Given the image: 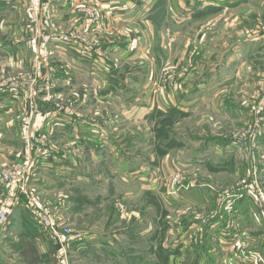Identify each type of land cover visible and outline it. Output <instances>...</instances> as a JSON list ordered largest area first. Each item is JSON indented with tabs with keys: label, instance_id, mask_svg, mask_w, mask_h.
<instances>
[{
	"label": "rangeland",
	"instance_id": "1",
	"mask_svg": "<svg viewBox=\"0 0 264 264\" xmlns=\"http://www.w3.org/2000/svg\"><path fill=\"white\" fill-rule=\"evenodd\" d=\"M145 1L137 0L136 5ZM66 2L72 5L70 11L59 13L52 0H26L21 16L0 29V45L12 46L0 52V232L7 236L14 216L29 222L25 225L31 232L28 235L43 236L38 246L26 240L21 246L23 256L17 258L11 252L6 263L29 264L33 259L37 264H202L201 259L197 262L196 250L206 242L213 246L211 234L216 239L213 251L219 254L215 264H264V49L262 59L253 58L243 68L247 77L242 90L241 86L231 88L229 95L217 99L215 105H224L225 100L230 104L229 115L218 108L212 113L204 108L188 119L159 114L154 121L145 113L144 120L132 125L123 121L116 107L98 105L99 88L90 84L87 65L103 59L123 76L152 74L168 85L183 79L193 82L216 67L235 43L264 36V0L220 11L175 40L163 30L171 1L159 0L156 11L162 10L163 15L155 13L151 19L154 5L146 7L145 18L137 7V18L148 21L145 31L132 22L121 24L119 19L110 23L100 6L88 0ZM59 35L79 43H59L55 41ZM161 39L164 47L158 45ZM146 42H152L149 58L124 60L129 44ZM197 42L200 51L192 48ZM113 45L118 48L114 57L108 53ZM56 47L69 50L63 56ZM80 53L81 59L87 53L91 57L87 62L75 59ZM10 82L23 87L14 89ZM234 93L238 95L232 97ZM65 118L76 127H90L97 144L89 143V149L81 152L72 140L62 135L59 139L56 130L63 129H51L49 124ZM96 125L106 127L114 146L123 151L116 157H129L150 172L152 193L140 188L138 180L112 178L103 163L93 160V154L100 155ZM206 139L222 147L231 145L227 155L233 157L223 164L213 163L216 155L211 149L207 166L197 161L187 164ZM108 140L105 145L110 149ZM45 155L50 160L57 157L50 163V173H45L41 163ZM73 169L83 172L77 174L85 178L81 187L71 188V181L76 180L71 177ZM21 176L24 179L18 183ZM19 187L44 206L59 231L71 233L65 250L37 227L19 196ZM234 196L242 197L237 203L245 205V210L243 215L235 211L231 231L235 240L221 247L213 215L223 211L227 197L235 202ZM6 207L10 214L2 221ZM168 246L178 253L163 256L160 249Z\"/></svg>",
	"mask_w": 264,
	"mask_h": 264
},
{
	"label": "crops",
	"instance_id": "2",
	"mask_svg": "<svg viewBox=\"0 0 264 264\" xmlns=\"http://www.w3.org/2000/svg\"><path fill=\"white\" fill-rule=\"evenodd\" d=\"M52 1L53 6L56 8L54 11L59 13L69 12L72 6L70 3L68 4L66 0ZM155 1L156 0H146L145 3L136 5L137 0H88V2L100 6L101 10L105 13V20L107 19L110 23L111 20L112 23H116V20L118 19L121 24L132 22L131 24H137L144 31L145 26H147L144 25V23H147L148 21L145 19L143 21V19L137 18L138 13H136V9L138 7L140 10H137L142 14L146 11V7L149 6L150 9ZM170 1L172 2L170 5L171 10H167L166 12L167 17L163 30L165 35L175 40L180 38L187 29H190L189 27H195L196 25L207 22V20L214 15L211 12L212 8L219 7L221 9L220 11L226 12L237 6L247 5L251 0H168V2ZM25 3L26 0H0V29L3 28L4 24L8 23V21H11L16 16H21V10ZM143 15L145 14L143 13ZM145 17L146 15L144 18ZM158 45L164 47L162 46L163 39L160 40ZM56 48L61 50L60 52H62L63 56H65L69 50L67 49L66 51L62 47ZM192 48L199 51L201 50L198 42L194 43ZM151 49L152 42L139 43L138 46L134 45V43L129 44V46L125 48L126 51L123 52V58L126 62H137L138 58H144L145 56H147L146 58H149L148 56H150V54L148 53H150ZM263 49L264 36H258L237 42L228 50L224 59L220 60L217 66L210 70L209 73L203 76H198L199 78L197 77L193 82H188L185 79L182 81L178 80L174 85L161 83L160 80L152 74H147L148 77L142 74L130 76L120 75L118 72L112 71L110 67L105 64L106 62L103 59L100 60L101 64H86L88 65L92 76L90 84L93 85L92 87L94 88H99V98L96 96L98 103H100L98 105H104L106 109L110 107L113 110L116 107L115 110L119 116L123 118V121L132 125L136 120H144L146 118V115H144L145 113L154 121L159 118V114L166 118L188 119L199 114V112L205 111L204 108H207L209 113L214 112L216 108H218L224 113V115H229L227 106H230V104H227L225 100L224 105H215L217 99L221 98L224 93L228 94L231 88L236 89L242 85V82H244V79L247 77V72H242L243 68H248L249 60L253 58H261L263 55ZM7 50H12V46H6V44L4 46L0 45V52L5 53ZM108 51L113 57L118 54V48L115 45L109 47ZM86 55H83L85 59H81L80 56H82V53L74 58L77 60H85L87 62V60H89L88 57L91 56L88 53ZM162 65L163 63L160 64V66ZM72 68L74 70L75 66ZM66 79L71 81L69 76ZM71 79L73 80L72 77ZM239 88V90H242V86ZM238 94L234 93L232 94V97ZM49 125L51 129L55 127L62 128V131L64 132L56 130L58 138L60 139V135H62L64 140H72L73 143L71 144H74L75 146L80 145L79 149L81 152L89 149V143H91V145L97 144L96 141H94L96 139L90 136V130L88 131L90 127H76L72 119L65 118L64 120H52ZM96 126L99 128L98 125ZM99 129L100 155L93 154V160L103 163L105 167L112 172L110 174L112 178H114V175L118 179H128L129 181L138 180L141 182L140 188H144L145 191L152 193L153 189L150 172L146 168L143 169L137 161L129 157H116L117 153L123 155V151L114 146L112 143L114 138L109 134L106 127L102 128L100 125ZM74 131H80L78 132V134L80 133V136L74 133ZM97 133H99V130ZM107 139H109L108 145H110V149H107L105 145ZM77 141H80V144H78ZM201 142L204 143L202 146L198 145L197 151L190 155V160L187 164L192 161H197L200 164L205 163L201 164V167L207 166V164L211 162L209 161L211 149L216 155V162L212 161L213 163L218 162L223 164V162H226L229 158L233 157V155H227V153L231 152L233 149V147L227 143L222 147V143L216 142V140L213 139H206ZM111 150L116 153H111ZM61 157L66 156L61 154ZM54 159L44 160L42 158L41 163L44 170H46L45 173H50V163ZM59 160L60 159H57L56 161L59 162ZM171 166H173L172 163ZM199 168L200 165L193 167L194 170ZM173 169L175 172L179 171L177 167L173 166ZM71 174V177H75L76 179L74 183L71 181V188H75L77 184H79V187L85 184L83 181L85 178H79L77 176V174H83V172L73 169L71 170ZM42 176L43 173L41 172V177ZM77 178L79 179L77 180ZM144 189L142 191H144ZM235 210L236 215H239L240 212H242L243 215L245 205H238L237 203ZM15 211L20 210L17 209ZM11 218L7 229V236L3 234V230L0 232V264H7L6 259L11 256V252L12 255L17 256V258L18 256L22 257L21 246L25 244L26 240H30V243L32 242L38 246L40 239L43 238V236L40 238L25 233L24 227L25 225H29V222L24 217L21 220L14 216ZM217 221L222 225V228L225 226L223 221ZM219 224L217 225L219 226ZM218 226H216V230ZM240 231L241 230L239 229V235H241ZM235 238L236 235L230 241L233 242ZM217 239L221 247L230 246V241H224L221 243L222 236H220V234L217 235ZM245 240H247V238ZM40 254L43 255V251H41ZM11 264L20 263L14 261Z\"/></svg>",
	"mask_w": 264,
	"mask_h": 264
},
{
	"label": "built area",
	"instance_id": "3",
	"mask_svg": "<svg viewBox=\"0 0 264 264\" xmlns=\"http://www.w3.org/2000/svg\"><path fill=\"white\" fill-rule=\"evenodd\" d=\"M37 1V0H35ZM95 13H92L91 17L93 18ZM96 19V18H93ZM55 41H58L59 43L62 42V44L67 45L69 43V45L72 44H78L79 40L74 39L73 37H68V36H64V35H59L58 39H56ZM11 86L14 87V89H16L19 86L23 87L21 84H17L15 82H10ZM44 160H48L50 159V155H45L43 156ZM27 175V172L26 174ZM2 179L5 181L6 179L2 176ZM24 179L23 176H21V179H18L20 183V181H22ZM19 196H21V198L23 199V201L25 202V207L27 209V211L29 212V214L31 215V217L36 221L37 223V227L40 228L41 230L43 229L44 231H46L50 237L52 238V240L55 242L56 245H58L62 250H65V245L67 242H69L71 239L70 236V232L65 231V232H61L59 231L58 227L55 225V223L53 222V220L51 219V217L45 212V208L44 206H42L41 204H39L35 199H33L24 189L23 187H19ZM231 197H227L225 199V204L223 205V211H217L215 212V214L213 215L214 217V221L216 222L217 220H221L225 223V226L221 229V233L220 236H222V242L224 241H229L231 239V235H232V229H235V222H234V214H235V206L237 204V202L241 201V196L240 197H235V202L234 201H230ZM9 204V201H8ZM4 205H6V203H4ZM9 208V205H8ZM4 212L2 215V221L6 220V218L9 216L10 214V210L7 209V207L5 208V210H3ZM219 224V222L217 221L216 223H214V225ZM74 240V237H73ZM220 240V239H219ZM252 258L254 259V257L252 256Z\"/></svg>",
	"mask_w": 264,
	"mask_h": 264
},
{
	"label": "trees",
	"instance_id": "4",
	"mask_svg": "<svg viewBox=\"0 0 264 264\" xmlns=\"http://www.w3.org/2000/svg\"><path fill=\"white\" fill-rule=\"evenodd\" d=\"M160 3L161 2H159V0H157L156 3L154 4V7H153V10H152V13H151L152 15H151L150 19L155 15V13L163 15V11L162 10H157L156 11L158 6L160 7V5H161ZM220 10L221 9L219 7L212 8L211 12L213 14H217V13L220 12ZM162 20H163V18H162ZM221 228H222V225L219 224V226H218V228L216 230V232H217L216 233V237H217L218 233H221V231H220ZM24 229H25V233L26 234H31L29 228L24 227ZM210 236H211L210 240H212L213 246H211L210 243L206 242V243L201 244L200 247H198V249L196 250V251H198V253H197V258H198L197 262H199L200 261L199 259H201L202 264H204V263L205 264H215V262H216V260L218 259V256H219V254L216 251H213V249L215 248L216 239L211 234H210ZM216 245H217V243H216ZM173 246H174V244H173ZM173 246H171L172 248H170L169 246L168 247H163L162 249H160V252L163 254V256L165 254L166 257H168L169 254L173 255V254L178 253V251L174 249L175 246L174 247ZM157 254H159V253H157ZM22 256H23V254H22ZM204 256H206V257L203 259ZM160 258H162V256H160ZM166 260H167V258H166ZM29 264H37V263L32 259V260L29 261Z\"/></svg>",
	"mask_w": 264,
	"mask_h": 264
}]
</instances>
